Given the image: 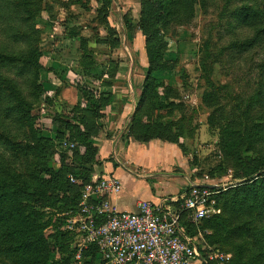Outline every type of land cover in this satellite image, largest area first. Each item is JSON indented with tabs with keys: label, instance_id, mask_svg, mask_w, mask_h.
Returning a JSON list of instances; mask_svg holds the SVG:
<instances>
[{
	"label": "trees",
	"instance_id": "16d2710c",
	"mask_svg": "<svg viewBox=\"0 0 264 264\" xmlns=\"http://www.w3.org/2000/svg\"><path fill=\"white\" fill-rule=\"evenodd\" d=\"M1 1L5 10L15 14L21 24L8 33L7 39H0V264H72L78 252L74 247L75 235L63 229L61 235L69 243V255L53 259L55 245L49 241L46 232L50 228L60 232L61 222L52 213L47 218L46 212L64 205L69 208L65 220L75 216L83 189L98 183L92 167L102 164L97 160L98 147L92 141L101 131L99 124L104 118L101 110L109 106L110 97L103 94L97 102L99 106L90 101L89 109H76L70 116L57 113L51 118L57 129L55 139H64L67 132L66 140L76 146L71 151V166L65 165L67 157L61 152L60 167H52L57 145L43 135L40 119L33 114L44 93L38 83L43 55L40 32L32 19L35 12H48L46 3L44 0ZM38 1L43 2L42 7L35 3ZM107 1L103 0L104 3ZM85 2L89 0H76L74 5L88 10ZM197 7L203 16L212 9L217 13L221 35L228 37L234 33L223 52L263 56L255 70L258 81L254 96L241 111V117L231 123L227 118L219 119L216 127L220 142H217L215 155L220 157L222 164L225 160L233 170L244 173L241 183L224 192L219 191L216 196L217 208L223 202L222 215L193 223L184 213L180 224L188 239L194 235L196 225L225 238V242L228 238L241 241L246 237L242 245L234 247L236 264H263L264 163L249 169L244 156L248 151H260L264 147V0H141L135 27L145 39L147 67L138 88L140 97L127 128V138L140 144L160 141L175 145L183 155L186 154L184 143L191 139L192 131L184 128L181 119L176 123L168 122L176 113H182V105L173 101L179 97L178 92L166 85L163 76L173 71L177 63L170 41L177 40L179 29L194 23ZM102 11L107 12L106 8ZM72 37L76 38V35L72 33ZM78 41L80 47L85 46V39L79 37ZM205 57L209 59L206 52ZM85 58H88L87 54L82 52V59ZM111 64L115 68L118 66L113 61ZM201 69L206 76L212 72L205 61L201 62ZM116 74V70L108 72L112 79ZM207 84L210 92L204 94L203 102L206 104L211 100V104H215L222 88L215 87L209 80ZM221 112L215 108L209 122ZM10 128L22 133L21 143L11 135ZM2 152L9 156L4 158ZM193 186L189 184L184 192ZM172 204L177 207L179 202ZM250 242L255 247L254 254L248 248ZM80 259L84 264H105L95 246L83 250ZM194 259L209 264L200 249Z\"/></svg>",
	"mask_w": 264,
	"mask_h": 264
},
{
	"label": "rangeland",
	"instance_id": "374dc122",
	"mask_svg": "<svg viewBox=\"0 0 264 264\" xmlns=\"http://www.w3.org/2000/svg\"><path fill=\"white\" fill-rule=\"evenodd\" d=\"M75 1L44 0L48 12H35L32 19V23L40 32V47L43 55L40 59L42 70L39 73L38 83L44 93L41 101L34 107L33 114L40 119L39 125L43 135L50 137L57 145L51 161V166L56 169L61 165V152L67 157L65 165L71 166L73 163L71 151L76 146L66 140L67 132L64 134V139L60 141L55 139L57 129L52 125L51 118L57 113L70 116L76 109H89L90 101L99 106L97 102L103 94L105 97L107 95L110 97V103L112 99L111 95L107 94V90L112 87L115 88L114 90L119 87H131L136 93L135 89L140 88L144 79L145 70H142V66L147 67L145 39L135 27L139 19L141 0H108L105 3L103 0H89L88 3L85 2L88 10L75 6ZM35 3L40 7L43 5L41 1ZM104 8L107 10L106 13L102 11ZM20 24L16 15L7 12L4 2L0 0V39H7L8 33L17 29ZM218 32L220 34H217ZM221 32L222 27H219L217 13L212 9L203 16L200 8L197 7L194 23L188 28L179 29L177 40L170 41L171 51L176 54L177 63L175 69L167 72L163 77L166 85H170L178 92L179 97L173 101L182 105V113H176L168 122L176 123L181 119L184 128L192 131L191 139L184 143L186 154L183 155L190 168L188 184L201 183L207 176L210 182L219 186L220 191L224 192L241 183L240 179L244 173L233 170L225 160L222 164L220 157L215 155L217 142H220L217 123L223 118H227L231 123L241 117V111L254 96V87L258 81L255 70L263 55L253 53L239 55L235 51L225 50L223 52L234 33L228 34L227 37V34L222 36ZM72 33L76 38L72 37ZM137 33L139 36L136 39ZM79 37L86 40L85 46L80 47ZM82 52H85L88 58L82 59ZM205 52L209 55L208 60ZM110 61L118 63V66L115 68V65H110ZM202 61L212 69L208 76L202 72ZM122 63L125 65L120 68ZM115 70L117 74L112 79L108 76V72ZM208 80L223 91L215 104H211V100L206 104L203 102L204 94L210 92ZM106 107L101 110L104 114L99 124L101 131L92 141L95 146L99 145V141L104 140L106 135L110 136L106 122L108 119ZM215 108H219L222 112L210 123V116ZM129 123L130 121L125 126L121 138L127 136ZM10 133L19 143L22 142L20 131L10 128ZM113 134L111 132V135ZM180 142H183L182 139ZM2 153L4 158L9 156V153ZM97 160L102 165L92 167L94 179L104 176L103 162L107 159L101 160L98 156ZM244 160L249 169H255L263 164L264 147H261L260 151H248ZM108 162H113L110 156ZM170 170L174 175L181 174L175 168ZM121 172L117 177L126 193H132L139 199L148 196L143 184V186L134 184V181H138L137 178L132 176L134 181L128 180L125 177L129 174L123 170ZM222 206L221 201L218 215L223 213ZM68 209L60 205L55 211L46 212L47 218L52 213L61 222L60 232H55L54 228L46 232L49 241L55 245L53 259L69 255L67 250L69 243H66L61 235L66 225L65 218L69 215ZM195 227L194 235L190 237L195 247L204 252L209 264H231L236 261L234 247L242 245L246 237L241 241L228 238L225 242V238L213 235L210 230L201 228L202 225ZM251 243L248 248L254 254L255 247L253 248ZM72 264H84V262L74 258Z\"/></svg>",
	"mask_w": 264,
	"mask_h": 264
},
{
	"label": "built area",
	"instance_id": "2783aa9c",
	"mask_svg": "<svg viewBox=\"0 0 264 264\" xmlns=\"http://www.w3.org/2000/svg\"><path fill=\"white\" fill-rule=\"evenodd\" d=\"M219 191L206 176L181 194L177 207L163 199L156 204L140 202L132 213L117 212L109 199L120 192V183L111 175L103 176L83 189L78 213L66 220L65 229L75 235V258L95 246L105 264H192L196 248L180 219L185 213L188 220L199 223L218 215Z\"/></svg>",
	"mask_w": 264,
	"mask_h": 264
},
{
	"label": "crops",
	"instance_id": "0c3cea01",
	"mask_svg": "<svg viewBox=\"0 0 264 264\" xmlns=\"http://www.w3.org/2000/svg\"><path fill=\"white\" fill-rule=\"evenodd\" d=\"M124 12L126 13V11ZM138 36V33L135 34L136 39ZM124 65L122 63L120 68H123ZM145 68L146 66L143 65L142 70ZM114 89L112 87L107 90V94L111 95L112 99L109 106L106 107L108 118L106 122L110 136L106 135L104 140H100V144L97 145L100 159H107L103 162L104 168L102 169L104 171L102 173L104 176H113L120 183V192L109 199L112 206L117 212L132 213L143 201L156 204L166 199L170 204L175 203L173 201L177 200L189 186L190 168L188 162L174 145L160 141L140 144L128 139L127 136L121 138L139 101L140 91L135 89L136 93H134L131 87ZM111 132L114 134L111 135ZM109 156L113 162H108ZM171 168L179 170L181 174H172ZM121 170L131 176H126V179L133 181V177L138 179V181H134L135 185H144L148 193L146 198L139 199L132 193L125 192L117 177ZM172 206L174 205L172 204ZM194 262L199 264V261Z\"/></svg>",
	"mask_w": 264,
	"mask_h": 264
},
{
	"label": "water",
	"instance_id": "95a60500",
	"mask_svg": "<svg viewBox=\"0 0 264 264\" xmlns=\"http://www.w3.org/2000/svg\"><path fill=\"white\" fill-rule=\"evenodd\" d=\"M209 189H213V187H208ZM195 254H197V249H195Z\"/></svg>",
	"mask_w": 264,
	"mask_h": 264
}]
</instances>
